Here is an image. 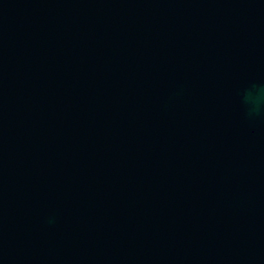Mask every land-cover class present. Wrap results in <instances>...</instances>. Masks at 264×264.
I'll list each match as a JSON object with an SVG mask.
<instances>
[{
	"label": "water",
	"instance_id": "obj_1",
	"mask_svg": "<svg viewBox=\"0 0 264 264\" xmlns=\"http://www.w3.org/2000/svg\"><path fill=\"white\" fill-rule=\"evenodd\" d=\"M0 264H264V0H0Z\"/></svg>",
	"mask_w": 264,
	"mask_h": 264
}]
</instances>
